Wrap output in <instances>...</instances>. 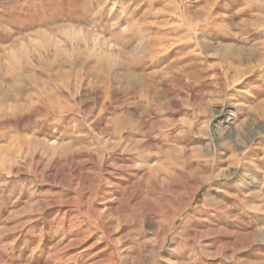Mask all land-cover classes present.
Wrapping results in <instances>:
<instances>
[{
  "label": "rangeland",
  "instance_id": "rangeland-1",
  "mask_svg": "<svg viewBox=\"0 0 264 264\" xmlns=\"http://www.w3.org/2000/svg\"><path fill=\"white\" fill-rule=\"evenodd\" d=\"M0 264H264V0H0Z\"/></svg>",
  "mask_w": 264,
  "mask_h": 264
},
{
  "label": "bare ground",
  "instance_id": "bare-ground-1",
  "mask_svg": "<svg viewBox=\"0 0 264 264\" xmlns=\"http://www.w3.org/2000/svg\"><path fill=\"white\" fill-rule=\"evenodd\" d=\"M226 15V14H225ZM262 17V16H261ZM224 18V17H223ZM260 18V17H259ZM209 19V18H208ZM237 19V18H236ZM238 19H240V18H238ZM262 20V19H261ZM233 21V20H232ZM238 21V20H237ZM188 23V22H187ZM262 28V27H261ZM261 30V29H260ZM257 31V30H256ZM259 31V30H258ZM256 33V32H255ZM257 36V35H256ZM201 39V38H200ZM204 41V40H203ZM207 43V42H206ZM202 46H204L205 45V43H204V45L203 44H201ZM255 45V44H254ZM258 45V44H257ZM261 45V44H260ZM205 47V46H204ZM263 47V46H262ZM257 48V47H256ZM260 48H261V46H260ZM201 51V50H200ZM256 52V51H255ZM200 54V53H199ZM198 55V54H197ZM226 129V128H225ZM130 130V129H129ZM228 136H230L229 135V132L225 135V137L227 138ZM225 137H223V138H225ZM222 138V139H223ZM222 139H219V140H222ZM146 225H147V227H154L155 226V223L154 222H151V220H148L147 222H146ZM167 231V229H166V227L165 228H163V230H162V232H161V234H165V232Z\"/></svg>",
  "mask_w": 264,
  "mask_h": 264
}]
</instances>
